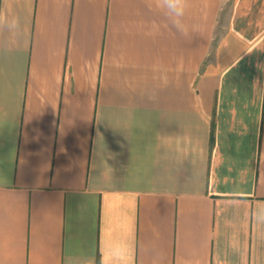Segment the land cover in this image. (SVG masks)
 <instances>
[{"label": "crops", "instance_id": "crops-1", "mask_svg": "<svg viewBox=\"0 0 264 264\" xmlns=\"http://www.w3.org/2000/svg\"><path fill=\"white\" fill-rule=\"evenodd\" d=\"M0 264H264V0H0ZM152 247L145 252V245Z\"/></svg>", "mask_w": 264, "mask_h": 264}, {"label": "clouds", "instance_id": "clouds-1", "mask_svg": "<svg viewBox=\"0 0 264 264\" xmlns=\"http://www.w3.org/2000/svg\"><path fill=\"white\" fill-rule=\"evenodd\" d=\"M153 7L158 10L168 25L181 37L188 39L192 35V28L185 22L188 9V0H152ZM0 33H6L9 41H27L28 35L23 19L14 11L9 4L6 8L0 9ZM250 220L257 228H264V205L258 207L250 215ZM126 248L113 252L109 250V258L102 261V264H134L136 245L134 235L126 242ZM152 247L145 245V252Z\"/></svg>", "mask_w": 264, "mask_h": 264}]
</instances>
